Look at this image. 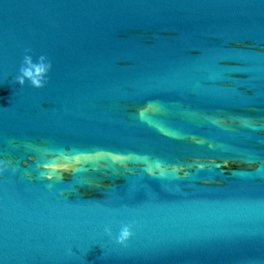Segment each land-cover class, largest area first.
Segmentation results:
<instances>
[{"label": "water", "instance_id": "95a60500", "mask_svg": "<svg viewBox=\"0 0 264 264\" xmlns=\"http://www.w3.org/2000/svg\"><path fill=\"white\" fill-rule=\"evenodd\" d=\"M0 264H264V0H0Z\"/></svg>", "mask_w": 264, "mask_h": 264}, {"label": "clouds", "instance_id": "9594fccd", "mask_svg": "<svg viewBox=\"0 0 264 264\" xmlns=\"http://www.w3.org/2000/svg\"><path fill=\"white\" fill-rule=\"evenodd\" d=\"M50 69L51 63L47 61L45 56H40L37 62L34 63L32 57L26 54L19 69V75L15 78V82L23 87L27 81L34 89H41L47 83L46 77ZM46 169L51 172H60L62 174L70 171V169L63 164L49 165ZM47 178L51 179V176ZM130 236V228L128 226L122 227L116 239V243L118 245H124L129 240Z\"/></svg>", "mask_w": 264, "mask_h": 264}]
</instances>
